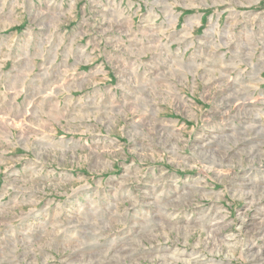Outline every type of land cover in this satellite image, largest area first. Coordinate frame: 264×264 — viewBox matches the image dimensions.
Wrapping results in <instances>:
<instances>
[{"label":"rangeland","instance_id":"rangeland-1","mask_svg":"<svg viewBox=\"0 0 264 264\" xmlns=\"http://www.w3.org/2000/svg\"><path fill=\"white\" fill-rule=\"evenodd\" d=\"M0 264H264V0H0Z\"/></svg>","mask_w":264,"mask_h":264}]
</instances>
